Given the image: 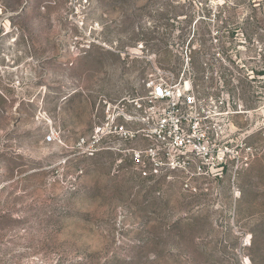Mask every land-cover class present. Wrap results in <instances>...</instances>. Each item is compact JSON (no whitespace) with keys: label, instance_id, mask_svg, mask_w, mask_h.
I'll return each instance as SVG.
<instances>
[{"label":"rangeland","instance_id":"1","mask_svg":"<svg viewBox=\"0 0 264 264\" xmlns=\"http://www.w3.org/2000/svg\"><path fill=\"white\" fill-rule=\"evenodd\" d=\"M162 78L224 162L80 149ZM0 264H264V0H0Z\"/></svg>","mask_w":264,"mask_h":264},{"label":"built area","instance_id":"2","mask_svg":"<svg viewBox=\"0 0 264 264\" xmlns=\"http://www.w3.org/2000/svg\"><path fill=\"white\" fill-rule=\"evenodd\" d=\"M147 87L149 94L133 98L129 104L119 102L112 112L108 105L105 119L90 136L79 140L80 149L93 156L108 137L142 142L129 152L140 163L143 176H148V159L155 174L162 165L176 168L178 162H187L192 155L204 162H224L225 150L216 148L203 128L201 100L190 84L162 78L150 81Z\"/></svg>","mask_w":264,"mask_h":264}]
</instances>
